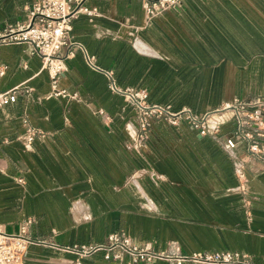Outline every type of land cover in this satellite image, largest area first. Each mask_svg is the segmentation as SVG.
<instances>
[{"label":"crops","instance_id":"0c3cea01","mask_svg":"<svg viewBox=\"0 0 264 264\" xmlns=\"http://www.w3.org/2000/svg\"><path fill=\"white\" fill-rule=\"evenodd\" d=\"M36 1L0 0V35L27 22ZM84 5L98 15L73 20L70 42L80 47L61 48L56 84L29 45L0 43V92L19 88L0 108V227L18 234L32 222L26 264H77L56 247L106 245L114 234L170 258L138 264L214 252L264 264V161L221 111L264 97V0H182L151 20L143 0ZM106 71L151 105L210 113L207 133L161 116L142 130ZM30 128L44 133L32 145ZM248 131L262 134L264 156V128ZM81 263L133 264L120 250Z\"/></svg>","mask_w":264,"mask_h":264},{"label":"built area","instance_id":"2783aa9c","mask_svg":"<svg viewBox=\"0 0 264 264\" xmlns=\"http://www.w3.org/2000/svg\"><path fill=\"white\" fill-rule=\"evenodd\" d=\"M181 1L143 0V7L147 18L151 20L165 11L177 7ZM84 3L85 0H37L30 9L28 21L6 29L0 35V43L29 45L32 53L42 59L50 79L53 84H56L59 77L66 70L65 59L59 55L61 48L76 45L75 43L71 44L69 38L73 20L81 15L91 18L98 15L96 8L89 9L85 7ZM85 58L90 67L98 69L93 57L85 54ZM105 74L109 82V89L113 93L122 96L137 110L142 130L148 128L152 116H161L171 125H177L181 120H185L194 129L200 130L201 134L207 133V119L210 113L203 117H197L186 109L173 112L170 106L151 105L147 102L148 95L145 90L121 88L117 85L113 72L106 71ZM18 90L19 88L0 92V108L15 103ZM54 95L65 96L66 94L56 91ZM221 111H229L233 114L237 135L250 141L249 151L264 161L262 151L256 143V137H261L262 134L257 132L254 135L248 131L251 128H264V97L250 101L236 100L232 104L225 105ZM212 113H216V111ZM40 137H44L42 131L30 128L25 135V140L28 145H32ZM227 144L230 148H235L236 146L235 141L232 139H229ZM31 223V221H27L18 234L8 233L0 227V264H26L29 247L37 244L29 236L28 230ZM56 248L63 253L76 255L78 257L77 264H82V259L101 251L105 252L106 258L109 259L110 254L115 250H120L121 253L129 255L133 264L152 263L156 260L170 259L168 256L153 252L149 246H134L124 234L110 236L106 245L57 246ZM113 258H120V254H115ZM171 260H175L177 264L186 262L193 264H258L248 256L230 252L195 253L171 258Z\"/></svg>","mask_w":264,"mask_h":264},{"label":"rangeland","instance_id":"374dc122","mask_svg":"<svg viewBox=\"0 0 264 264\" xmlns=\"http://www.w3.org/2000/svg\"><path fill=\"white\" fill-rule=\"evenodd\" d=\"M264 127V126H263Z\"/></svg>","mask_w":264,"mask_h":264}]
</instances>
